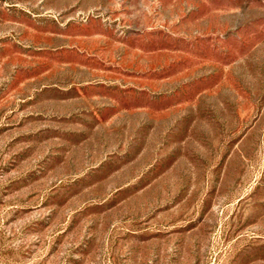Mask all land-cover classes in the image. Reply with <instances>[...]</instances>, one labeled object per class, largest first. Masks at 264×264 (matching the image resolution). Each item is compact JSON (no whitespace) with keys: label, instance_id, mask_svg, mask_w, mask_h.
I'll return each instance as SVG.
<instances>
[{"label":"rangeland","instance_id":"374dc122","mask_svg":"<svg viewBox=\"0 0 264 264\" xmlns=\"http://www.w3.org/2000/svg\"><path fill=\"white\" fill-rule=\"evenodd\" d=\"M0 264H264V0H0Z\"/></svg>","mask_w":264,"mask_h":264}]
</instances>
